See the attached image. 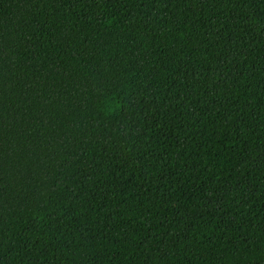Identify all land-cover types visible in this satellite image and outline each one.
I'll return each mask as SVG.
<instances>
[{"label": "trees", "instance_id": "trees-1", "mask_svg": "<svg viewBox=\"0 0 264 264\" xmlns=\"http://www.w3.org/2000/svg\"><path fill=\"white\" fill-rule=\"evenodd\" d=\"M0 264H264V0H0Z\"/></svg>", "mask_w": 264, "mask_h": 264}]
</instances>
